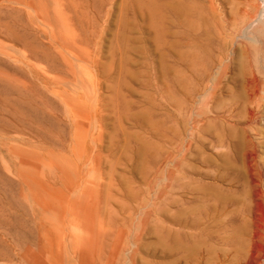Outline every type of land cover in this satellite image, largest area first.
I'll use <instances>...</instances> for the list:
<instances>
[{
	"label": "rangeland",
	"instance_id": "obj_1",
	"mask_svg": "<svg viewBox=\"0 0 264 264\" xmlns=\"http://www.w3.org/2000/svg\"><path fill=\"white\" fill-rule=\"evenodd\" d=\"M263 7L0 0V264H264Z\"/></svg>",
	"mask_w": 264,
	"mask_h": 264
},
{
	"label": "bare ground",
	"instance_id": "obj_2",
	"mask_svg": "<svg viewBox=\"0 0 264 264\" xmlns=\"http://www.w3.org/2000/svg\"><path fill=\"white\" fill-rule=\"evenodd\" d=\"M257 7V6H256ZM257 9V8H256ZM258 11V10H256ZM258 18H260V20H264V7L260 9L259 12H256ZM259 20V19H258ZM258 22V21H257ZM264 23V22H263ZM250 24V23H249ZM264 25V24H263ZM255 34V33H254ZM59 46V45H58ZM83 62V61H82Z\"/></svg>",
	"mask_w": 264,
	"mask_h": 264
}]
</instances>
